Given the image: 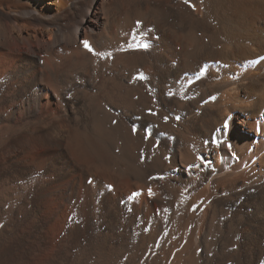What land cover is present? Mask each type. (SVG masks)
I'll use <instances>...</instances> for the list:
<instances>
[{
    "label": "bare ground",
    "instance_id": "6f19581e",
    "mask_svg": "<svg viewBox=\"0 0 264 264\" xmlns=\"http://www.w3.org/2000/svg\"><path fill=\"white\" fill-rule=\"evenodd\" d=\"M0 264H264V0H0Z\"/></svg>",
    "mask_w": 264,
    "mask_h": 264
},
{
    "label": "snow or ice",
    "instance_id": "6c2138e0",
    "mask_svg": "<svg viewBox=\"0 0 264 264\" xmlns=\"http://www.w3.org/2000/svg\"><path fill=\"white\" fill-rule=\"evenodd\" d=\"M186 2H187V0H186ZM85 46L88 47L87 43L85 44ZM145 47H146V45H145ZM89 50H91V49H89Z\"/></svg>",
    "mask_w": 264,
    "mask_h": 264
}]
</instances>
